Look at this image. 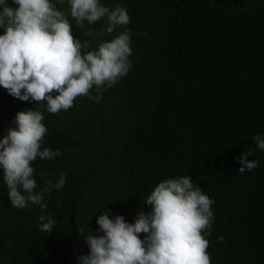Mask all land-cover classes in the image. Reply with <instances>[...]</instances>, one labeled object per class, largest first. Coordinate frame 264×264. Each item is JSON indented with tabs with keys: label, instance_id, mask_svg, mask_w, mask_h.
Segmentation results:
<instances>
[{
	"label": "trees",
	"instance_id": "1",
	"mask_svg": "<svg viewBox=\"0 0 264 264\" xmlns=\"http://www.w3.org/2000/svg\"><path fill=\"white\" fill-rule=\"evenodd\" d=\"M118 3L130 16L132 68L103 91L112 104L105 123L84 124L89 136L80 130L79 144L61 145L49 169H36L37 190L66 174L65 186L46 194V209L12 207L0 170V264H67L71 213L77 232L102 235L96 220L106 209L133 223L150 210L151 190L173 176H189L214 200L211 264H264V151L252 139L264 136V5ZM37 107L0 87V121ZM249 150L259 167L240 174L237 158ZM40 215L56 221L52 233L38 228Z\"/></svg>",
	"mask_w": 264,
	"mask_h": 264
},
{
	"label": "clouds",
	"instance_id": "2",
	"mask_svg": "<svg viewBox=\"0 0 264 264\" xmlns=\"http://www.w3.org/2000/svg\"><path fill=\"white\" fill-rule=\"evenodd\" d=\"M12 3L17 7L0 0V87L13 98L36 102L38 107L18 111L4 131L0 170L12 207L25 209L34 204L44 210L46 194L66 183L62 173L55 182L49 179L37 190L32 163L37 158L48 161L62 155L60 150L44 146L50 134L45 112L67 111L77 97L98 103L103 91L131 70L133 33L126 27L130 23L127 9L119 3L114 7L101 0ZM100 21L99 30L92 27ZM73 24L82 30L80 38L72 34ZM118 29L122 30L114 38L102 39ZM252 139L255 147L264 151V136ZM250 155V150L244 151L237 158L242 165L240 174L259 167L256 160L247 159ZM40 175L47 173L41 171ZM145 203L150 210H140L133 223L122 215L111 216L112 210L106 209L96 220L102 235H95L90 228L79 229L89 251L78 257V264H211L206 237L211 235L214 222V200L201 187L189 176H173L158 182ZM38 220L41 231L53 232L55 220L47 215ZM141 233L145 234L143 239Z\"/></svg>",
	"mask_w": 264,
	"mask_h": 264
},
{
	"label": "rangeland",
	"instance_id": "3",
	"mask_svg": "<svg viewBox=\"0 0 264 264\" xmlns=\"http://www.w3.org/2000/svg\"><path fill=\"white\" fill-rule=\"evenodd\" d=\"M116 0H101L103 4L109 7L115 6ZM219 4L228 11H235L241 7L264 5V0H210ZM9 6L17 7L12 0H8ZM59 6V5H58ZM66 6V4H65ZM103 21L97 22L92 26L99 30ZM87 26V25H86ZM80 32L73 24L72 34L76 38H80ZM0 34H3V29H0ZM82 39L92 40V37H81ZM96 45L94 44L93 47ZM95 95V90L92 92ZM103 98L98 102L88 97H77L74 101V106L67 111H61L59 114H48L45 118V125L48 127L50 134L46 137L44 146L58 149L61 145L79 144L80 140L76 138L79 131L89 136L84 129L86 123H96L97 129L105 123L110 112L112 111V104L110 100L102 93ZM10 126L8 121H0V138L3 137L4 131ZM54 159V158H53ZM52 160L41 161L39 158L32 163L35 169H49ZM78 264V262H77Z\"/></svg>",
	"mask_w": 264,
	"mask_h": 264
},
{
	"label": "water",
	"instance_id": "4",
	"mask_svg": "<svg viewBox=\"0 0 264 264\" xmlns=\"http://www.w3.org/2000/svg\"><path fill=\"white\" fill-rule=\"evenodd\" d=\"M71 236H70V255L67 264H75L78 262V257L86 255L85 249L79 241V234L73 224L72 213L69 218Z\"/></svg>",
	"mask_w": 264,
	"mask_h": 264
}]
</instances>
